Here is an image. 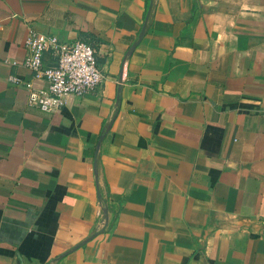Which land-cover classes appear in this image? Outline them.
I'll use <instances>...</instances> for the list:
<instances>
[{
    "label": "crops",
    "instance_id": "crops-1",
    "mask_svg": "<svg viewBox=\"0 0 264 264\" xmlns=\"http://www.w3.org/2000/svg\"><path fill=\"white\" fill-rule=\"evenodd\" d=\"M31 30L100 83L28 104ZM0 264H264V0H0Z\"/></svg>",
    "mask_w": 264,
    "mask_h": 264
},
{
    "label": "built area",
    "instance_id": "built-area-1",
    "mask_svg": "<svg viewBox=\"0 0 264 264\" xmlns=\"http://www.w3.org/2000/svg\"><path fill=\"white\" fill-rule=\"evenodd\" d=\"M24 46L23 63L34 77L47 81L46 88L28 87L26 101L30 105L54 111L72 97L92 90L102 80L94 49L84 40L61 41L54 35L31 30L24 38ZM45 53L49 54L48 58L44 57ZM9 79L16 81L13 75Z\"/></svg>",
    "mask_w": 264,
    "mask_h": 264
},
{
    "label": "water",
    "instance_id": "water-1",
    "mask_svg": "<svg viewBox=\"0 0 264 264\" xmlns=\"http://www.w3.org/2000/svg\"><path fill=\"white\" fill-rule=\"evenodd\" d=\"M146 17H147V13H146V16H145V18H144V21H143V23H142V26H141V28H140V31H139V33H138L137 39H136V40L131 44V46H130L131 49L137 44V42L140 40V38L142 37V35H143V33H144V28H145V23H146ZM93 167H94V169H95V167H96V158H95V157H94V159H93ZM97 197H98V199H100V195H99V193H97ZM80 244H81V242L76 243L75 245H73V248L79 246ZM65 253H66V252L64 251V252L60 253L59 256H63Z\"/></svg>",
    "mask_w": 264,
    "mask_h": 264
},
{
    "label": "trees",
    "instance_id": "trees-1",
    "mask_svg": "<svg viewBox=\"0 0 264 264\" xmlns=\"http://www.w3.org/2000/svg\"><path fill=\"white\" fill-rule=\"evenodd\" d=\"M101 205H102V208H104V207H105V203H104V202H102V203H101Z\"/></svg>",
    "mask_w": 264,
    "mask_h": 264
}]
</instances>
